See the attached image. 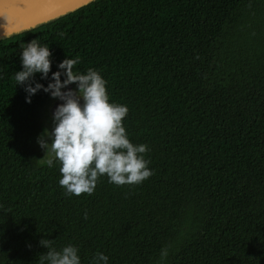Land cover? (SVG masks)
<instances>
[{"label": "trees", "instance_id": "1", "mask_svg": "<svg viewBox=\"0 0 264 264\" xmlns=\"http://www.w3.org/2000/svg\"><path fill=\"white\" fill-rule=\"evenodd\" d=\"M33 39L49 45L52 71L78 58L127 105L147 180L105 175L70 197L59 165H39L51 98L25 103L13 79ZM43 238L74 244L82 264L96 252L158 264L169 243L164 264H264V0H94L0 39V264H40Z\"/></svg>", "mask_w": 264, "mask_h": 264}, {"label": "clouds", "instance_id": "2", "mask_svg": "<svg viewBox=\"0 0 264 264\" xmlns=\"http://www.w3.org/2000/svg\"><path fill=\"white\" fill-rule=\"evenodd\" d=\"M0 20L9 22L3 16ZM19 63L20 70L15 71L13 79L15 86L23 89L25 103L30 104L41 91L59 101L52 113L53 126L44 129L36 142L47 166L59 165L58 184L65 195H91L105 175L108 183L123 186L138 185L153 174L145 158L148 145L130 141L123 124L128 107L110 102L107 81L99 71L88 68L82 73L75 69L79 59L69 57L52 71L50 47L37 39L22 43ZM37 75L39 81L47 83L39 82ZM39 243L47 250L39 256L40 264H82L74 244L57 249L50 239L43 238ZM171 247L169 243L161 248L158 264H164ZM89 264H109V257L96 252Z\"/></svg>", "mask_w": 264, "mask_h": 264}, {"label": "water", "instance_id": "3", "mask_svg": "<svg viewBox=\"0 0 264 264\" xmlns=\"http://www.w3.org/2000/svg\"><path fill=\"white\" fill-rule=\"evenodd\" d=\"M94 0H0V39L17 35L78 9ZM59 101L51 108V115Z\"/></svg>", "mask_w": 264, "mask_h": 264}, {"label": "rangeland", "instance_id": "4", "mask_svg": "<svg viewBox=\"0 0 264 264\" xmlns=\"http://www.w3.org/2000/svg\"><path fill=\"white\" fill-rule=\"evenodd\" d=\"M70 87H74V86H70ZM56 100L51 99L49 100V102H47V104H45L41 110H40V122L42 125V131L44 129H51L52 125V115H51V108L54 105ZM43 158V157H42ZM42 158L39 160V165L40 166H45L47 165L44 160H42ZM47 155H45V159H47Z\"/></svg>", "mask_w": 264, "mask_h": 264}]
</instances>
